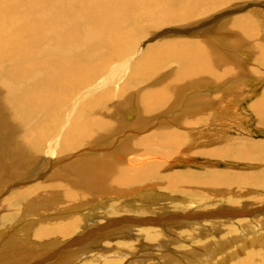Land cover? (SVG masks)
I'll return each mask as SVG.
<instances>
[{"label":"bare ground","instance_id":"obj_1","mask_svg":"<svg viewBox=\"0 0 264 264\" xmlns=\"http://www.w3.org/2000/svg\"><path fill=\"white\" fill-rule=\"evenodd\" d=\"M235 1L238 0H150L148 2H144L143 0H32L30 4L35 6L36 9L41 13L42 7H48L50 9L57 8V10L59 11H57L58 13H54L52 16L45 17L41 16L39 12H14L15 15L13 16L11 15L12 12L10 10L11 5L8 6L10 4V0H0V21L2 20V16L4 17V23L0 22V78L6 76L9 82L15 86L16 95L14 97V103L18 108L25 111L24 124L26 131L20 140H18L17 142L15 140L13 143L16 149L13 154L15 156L16 163L21 166V170H23V168L25 167L22 164V159L20 158L19 154L24 155L26 159L29 160V162L26 164L28 166L31 161H43L42 158H46L47 161L45 163L50 162L53 159L55 161L60 153L73 151L77 148L85 147V149L81 150L85 153H90L93 150L95 151L102 147L111 146L114 137H117V135L124 133V129L126 128L124 123L120 122V117L124 118L126 114L122 108L124 100H121L120 105L119 102L112 105L113 101L123 92L125 88H127V86H129V84H132L134 81L138 80L142 82L147 79L148 76L153 72L158 76L161 74V72L169 71L171 68V64H173V62L170 61H176L178 63L180 62L183 66V70L185 72H188L189 75H204L209 80L222 79V82H224V80L226 81V79H230L231 71H229L227 67H224L222 62V59H226L227 57H219L217 53L218 48L216 49V47L218 46V42H214V44L210 46V43L207 44L202 41V38H200L201 40L197 39L196 42H190L187 40L168 41L149 49L142 58L136 60L134 64L131 65V68L127 72L126 79L123 80L125 83L120 87H117L116 89L108 88L109 80L118 78L120 74L119 76H116L113 75L112 72L111 75H109V77L106 76L107 78H104L105 80H103L102 82H98L101 79L97 80L101 75H104V73H108L105 71L107 67L110 66L109 64L111 62L121 60V56L123 57L126 51L132 50V48L134 47V43H136L138 40L134 25L137 21H142V18L149 20L151 23H154V25L157 26L158 24H160V22H163V24H165V22H178V20L210 12L215 8L221 7L223 5L228 6L230 2L233 3ZM122 6L127 8L128 14L124 22H117L113 19V13L118 7ZM14 10H16V8ZM48 12L50 13V11ZM252 15H254V13L251 12L238 16L235 15L225 22H229V26H231L233 30L236 29L242 32H247L249 29L250 33H252L251 30L253 31L254 28V26L252 25ZM203 17L205 20H207L205 16ZM188 23L191 24L192 22ZM79 25L86 27V37L80 35ZM189 27L192 26L189 25ZM13 29H18L19 34L17 33L18 35L11 36V31ZM42 32L43 35L48 37L46 39L50 40L51 38H53L60 40L59 43L63 46V50L55 53L53 58H50L49 56L45 58L47 54V46L44 44L47 40L44 42V44L40 42ZM193 32H195V34L199 33L196 30ZM256 34H258V30ZM220 36L224 38V36ZM220 36L217 35L215 39L219 38ZM31 37L38 38L36 53L29 50V46H27L24 42L25 40L29 42V38L31 39ZM86 39H95V41L90 42V44H86ZM215 39H213V41L217 40ZM213 41L211 43H213ZM221 43L222 42H220L219 45H221ZM49 45L48 47L51 46ZM54 47H56V45ZM221 48L222 47L220 46V49ZM53 51L56 52L55 50H52V52H50L54 53ZM86 53H96V55L95 57H93L88 56V54ZM262 57L263 55L260 54L259 58ZM220 61L221 64H219ZM118 69L119 68L113 70L115 72L122 71V69ZM28 70L33 72L31 73V75L33 76L32 80H27L26 74H28ZM241 74L243 73L241 72ZM241 76L242 75H240V77ZM250 79L247 78L246 80ZM200 83L205 84V81L200 80ZM193 86L194 87L192 88L193 90H195L197 85ZM84 88L87 89L86 96L83 95L84 93L82 94L79 91L80 89ZM178 91L179 88H175L173 84H170L168 88H162L161 90H156V88L153 89L151 95L154 99V103L144 107L146 109L143 116H141L140 118L141 122H136L137 126H139L140 128L141 126L145 127V125H147L145 123L149 124L151 122L157 121L158 119H161V122L159 121V123L161 124L160 128L163 129L169 126L170 128L175 130V128L177 127V125L175 126V122H177L178 116L176 114L175 116L177 117H175L174 114L177 113L180 109V106H182L183 96H181L178 102H176V105H173L171 102L173 101L172 99H174ZM78 93L82 95L78 99L76 98L78 101L76 105L71 109V107L67 104H70V101L74 99V97H77ZM232 99L234 100V98ZM228 100L229 99L223 98L224 102ZM170 103L173 105V109H171L168 113L166 112V116L164 115L161 116L163 118H159L155 115L157 113L160 114L164 110L167 111ZM233 104L239 105L238 102ZM194 109L192 108L193 111H195ZM252 109L257 114L258 120L263 121L264 93L259 96L252 104ZM196 111L195 113H193V115H197ZM150 114L152 115L150 117H147V119H145V121L143 122L144 117ZM195 115L193 117L196 119ZM189 122L192 121L189 120ZM129 124L131 125V123ZM61 126H65L66 128L62 129ZM190 127L191 126H189V130ZM174 130H172V132L175 133H163L151 138L139 140L135 144V147L137 149L130 152L128 155L123 154V149L127 146V144L123 148H120L122 154H119V149L114 148V150L112 151L113 154L111 155V161L114 162V169H112L111 171L115 172L117 175L116 184L120 186V188H118L120 193H124L126 190L136 188L138 186L144 187V183H146L149 179H152V177L156 179H158V177L166 178L164 181V183L166 184V188L181 196L182 206L179 208L176 207V209L173 210L179 213L167 214L164 217H162L164 214L160 213V215L157 216V213L160 210H164L163 208H161L159 209V211L157 210L158 212L156 211L157 213L153 217L151 216L146 218L144 216L145 218H142L140 217L141 215L138 216L140 213H138V215H134L132 213L135 218H129L127 215L132 212V209L122 208L125 202L121 206L115 207H113L111 203L112 207H108L110 210L106 211L105 215H101V217H103L102 221L100 223L97 222L98 224L94 228H92V230H88L89 233L88 235L85 234L86 236L79 237L77 235L78 238L74 237L79 231L82 230V227H85L84 229H86L89 228L91 224H95V218H97L96 215L94 216L93 214H89L88 216V214L86 215V213L82 215L80 214V216L74 215L70 218L71 220L66 223L62 222L60 223V225H58L57 223L58 226L55 225L52 227H47L48 225H46V227H42V229L39 230V237H57L51 242L48 240L50 242V245H54L53 247H60L65 244L63 250L65 253L69 252L68 256H70L71 253L78 256L74 260V263L76 264H126L127 259H130V256L135 249L134 245L137 244L139 248H141L140 243H155L157 244L156 246H158V244L161 243V240H165L168 231H170L169 229H171V227L173 226L180 225L182 227L183 232H180L178 237L184 238L185 240L189 236L188 231H194L195 228L199 229V232L197 234L201 235V233H205L206 230H208L207 228H209L210 226L212 227L219 225L218 229L219 231L221 229V234H226L224 232V228H226L228 229V233H232L234 231L233 234L235 235L236 227L240 228L245 226H255V224L259 222L260 217H264V197H260L259 199H250V197H247L248 199L242 198V200H246V203H242L243 201H240L236 198L234 199L229 196H223V198L232 202L225 201L223 199L221 200V198L219 200L216 197L213 201H206L207 198L212 196H206V194H203V192L208 191L210 194L215 196L218 195L217 193L225 194L228 192L236 191L234 195H237L238 191L253 187L255 188L252 189L253 191L255 190L257 193H264V174H262L259 178H255L253 175L248 173L238 174L231 173L230 171L229 173L221 170H203L199 174L198 172H194V174H192L193 171L192 173H190L191 171L187 172V170L185 173L181 172L182 174H174V171L164 175L158 174L161 168V165H158V158L160 160H164L165 158H175L176 160H178L179 156L185 154L186 150L182 147L187 144L185 140L186 137L184 136V134H179L178 131L176 132V130ZM154 138L158 139L156 143L159 145L158 147L164 149V151L163 153L155 154V159L153 161V157L146 153L150 150V146L152 144H155L151 142ZM231 139L228 138L229 141ZM224 140L226 139L224 138ZM237 141L238 140L236 139L235 142ZM235 142L233 143L232 141L233 145L235 144ZM118 144H116V147ZM120 144H123V142ZM113 146L115 147V145ZM215 148H217V146ZM201 153H203V151ZM204 153H206V151ZM91 154H93V152ZM218 156L222 158H229V160L238 159V161L256 160L261 161L264 165V143H242L241 145L234 148V150L229 149L218 152ZM210 157H212V155ZM134 159H138L141 164L145 161L144 166L143 164L141 165V171L132 170ZM173 159H170V161ZM218 160H221L220 162H222V159L219 158ZM229 160H227L228 163L232 162V160ZM181 161L178 160L177 163H180ZM93 162L95 163L94 168L92 170L84 171L85 175L82 174L83 176L88 177L90 174L94 173L98 175L101 172L109 170L107 161L105 160V155H97L96 158L94 157ZM249 163L251 164V162ZM36 165L38 166V164ZM17 169L16 171H18ZM245 172L247 171L245 170ZM51 180L53 182H59L62 181V178L60 176H53ZM99 181L101 180L99 179ZM62 185L63 193L59 194L61 199L67 198L69 202L77 204L83 198V193L80 191L76 192L75 186L67 185L65 182ZM43 187L44 182L41 184V186L39 185L37 189H41ZM142 189L146 190V188ZM33 190H36L35 187L33 188ZM147 192L145 193L147 194ZM151 194L152 193H150V195ZM122 197L123 195L116 199L119 201ZM150 198L151 197L149 196V199ZM140 199L142 200L143 198ZM145 200L146 199H143L144 202ZM225 203H241L242 205L240 207H236L234 205L235 208H230L227 207L228 204L226 205ZM222 204H225V206H223ZM152 207L153 206H151V208ZM55 211H53V213ZM93 212L94 208L92 210V213ZM122 213L124 215L127 213L129 214L126 215L127 217H120ZM14 215H16V213ZM101 217L99 220H101ZM123 217L124 219H121ZM261 222L264 223V221ZM262 223H260V225ZM138 225L143 227L145 225V227L140 228L138 227ZM130 232L137 234V238L135 240H127V236L124 237V239L126 238L125 240L121 239L123 235H128ZM205 234L209 236L207 233ZM235 236L233 238H235ZM238 236L239 235L237 234V237ZM105 240H107V242L103 244L104 247H107L109 249L108 251H96V253L93 254V252H91L92 250H89L90 247L98 246V244L96 243H100ZM245 240L246 239H244V241ZM218 242L216 244L219 245L220 242ZM241 243H243V241ZM172 244H174V242ZM231 245L233 244L231 243ZM242 245L245 246V244ZM258 245L260 246L254 247L252 251L243 254V257L236 258L230 264H264V242ZM239 246L240 245H237V249ZM180 247H182V245ZM182 248H186V246ZM234 248L236 247H232L231 249ZM208 250H210L209 252H212L211 249H207V251ZM242 250L244 249L242 248ZM210 254L212 253L208 254L207 252L206 255L209 256ZM186 255L187 254H185V257ZM79 258L81 260H78ZM210 258L209 259L212 260V258L214 257ZM212 261H214V259Z\"/></svg>","mask_w":264,"mask_h":264},{"label":"rangeland","instance_id":"obj_2","mask_svg":"<svg viewBox=\"0 0 264 264\" xmlns=\"http://www.w3.org/2000/svg\"><path fill=\"white\" fill-rule=\"evenodd\" d=\"M31 1L32 0H10V4L8 6L11 5V15L14 16L15 13L19 12H39L35 6L30 4ZM143 1L148 2L150 0ZM15 8L17 11L14 10ZM48 11H50L51 14ZM57 11V8L50 9L48 7H42V13H39L41 14V16L48 17L52 16L54 13L59 12ZM248 12L254 13V15L251 16L253 18L252 25L254 26L253 31L251 30L252 33H250L249 29L247 32H242L236 29L233 30L232 27L229 26L230 23L225 22L235 15L238 16L241 14H248ZM127 14L128 11L126 7H118L113 13V19L117 22H124ZM207 14H209L210 16ZM203 16L207 18L209 23L204 19ZM2 20L0 22L4 23L3 16ZM188 22L192 23L190 24ZM189 25L193 28L189 27ZM134 27L138 40L136 43H134V47L132 48V50L126 51L123 57L121 56L122 61H114L109 64V67L106 66L107 69L105 72L108 73H104V75H101L97 79H101L98 82H102L107 77H109L112 72V74L116 76H119L120 74L118 78L109 80L108 88L116 89L117 87H120L122 84H124L125 82L123 80L126 79L127 72L131 68V65H133L136 60L142 58L144 54H146V52L154 46L168 41L178 40L196 42V40H199L200 38H202L203 42L207 44L210 43V46L213 45L214 42H218V46L216 47V49L218 48V56L228 58L222 59V62L224 67H227L228 70L231 71L230 79H226V81L224 80V84V82L221 81L222 79L209 80L204 75H189L188 72H185L183 70V66L180 62L178 63L176 61H170L173 62V64H171V68L169 71L161 72V74L158 76L153 72L148 76L147 79L142 82L138 80L134 81L132 84H129V86H127V88H125L123 92L113 101L112 105L118 102L120 105L121 100H124L122 108L126 114L124 118L120 117V122H123L126 128L124 129V133H121L119 135L116 134L117 137L115 136L113 142L111 143L112 147L107 146L99 148L95 151L93 150V154H91L92 152L85 153L84 151H82L83 149H85V147L77 148L73 151H67L68 153L64 152L67 156L64 153H60L55 161L53 159L52 161L45 163L47 161L46 158H42L43 161H36L38 163L31 161L32 164L30 163L28 166L26 164L29 162V160L26 159L24 155L19 154L20 158L22 159V164L25 167L23 168V170H21V166L16 163L15 156L13 154L14 151H16L15 145H13V143L15 140L16 142L20 140L26 131L24 124L25 111L18 108L14 103V97L16 95L15 86L9 82L6 76L0 78V264H76L74 263V260L78 256L74 255L73 253L68 256L69 252L65 253L63 250L65 244L60 247H53L54 245H50V242L55 240V238L57 237L50 236L40 238L38 233L39 230L42 229V227H46V225H48L47 227H52L55 225L58 226L62 222L66 223L71 220L70 218L74 215L80 216V214L82 215L86 213V215L88 214V216L89 214L97 216V218H95V224H91V226L86 229H84L85 227H82V230L79 231L76 236H74L75 238H78V236L83 237L88 235V230H92V228H94L98 223L102 221L103 217H101V215H105L106 211H109V208H111L112 205L113 207L121 206L124 202L125 203L123 204L122 208H131L132 212H130V214L127 213L129 215H124L122 213L123 215L121 214L120 217H125L127 215L129 218H135L134 215H138V213H140L138 216L141 215L140 217L142 218L151 216L153 217L161 208H163L164 210H160L157 213V216H159L160 213L164 214L162 217L171 213H179L173 210L176 209V207L179 208L182 206L181 196L166 188V184L164 183L166 178L158 177V179H156L152 177V179H149L146 183H144V187L138 186L136 188L126 190L124 193H120L118 190L120 186L116 184L117 175L115 172L111 171L112 169H114V162L111 161V155L113 154L112 151L114 150V148L119 149V154H122L120 148H123L127 144V146L123 149V154L128 155L130 152L137 149L135 147V144L141 139L151 138L163 133H175L172 132V130L174 129L170 128L169 126L163 129L160 128L161 124L159 123V121L161 119H158L157 121L151 122L149 124L145 123L148 126H141V128L136 124V122H141L140 118L141 116H143L146 109L144 107L154 103V99L151 93L155 88L156 90H161L162 88H168L170 84H173L175 88H179L178 93L175 95V97L177 98L174 97V99H172L173 101L171 102L173 105H176V102H178L181 96H183L182 106H180L178 112L174 114V116L176 114L178 116L177 122H175V126L177 125L175 130L176 132L178 131L179 134H184V136L187 138H185L187 144L182 147L186 150L185 154H182L178 157V160H182L183 162L181 161L180 163H177L178 160H176L175 158H170L173 159L171 161L167 158H165L164 160H160L158 158V165H161L158 174H169L172 171H174V174H182L181 172L185 173L186 170L187 172L191 171L190 173H192L193 171L192 174H194V172H198L199 174L203 170H221L225 172L230 171L231 173L238 174L248 173L253 175L255 178H259L262 174H264V165L261 161L239 160V162L238 159L229 160V158H222L218 156V152L229 149L234 150V148L241 145L242 143H264V120H258L257 114L252 109V104L259 96L264 93V0H238L233 3L230 2L228 6L223 5L221 7L215 8L210 12L178 20V22H165V24H163V22H160V24H158L157 26L154 25V23H151L149 20L142 18V21H137ZM256 29L258 30V34H256ZM86 30V27L79 25V33L80 35H83V37H86ZM195 30L201 33L195 34V32H193ZM43 32L41 34L40 42L44 44V42L47 40L44 44L47 46V54L45 58H47L48 56L50 58H53L55 53L63 50V46L59 43L60 40L53 38H51L50 40L46 39L48 37L43 35ZM17 33L19 34V30L13 29L11 31V36H16L18 35ZM217 35H222L224 36V38L220 36L219 38H216V40L215 37ZM213 39H215L216 41H213ZM29 40V42L25 40V44L29 46V50L36 53L38 38L31 37V39L29 38ZM93 41H95V39H86V44H90V42ZM212 41L213 43H211ZM220 42H222L223 44L221 43V45H219ZM48 45L50 47H48ZM52 45H56V47ZM220 46L222 47L221 49ZM52 50H55L56 52L53 51L54 53H51ZM86 54L93 57H95L96 55V53H90L91 55L89 53ZM260 54L263 55L262 58H259ZM219 64H221V61ZM117 68L122 69V71L120 70L121 72H115L113 70ZM241 72L243 74H241ZM31 73L33 72L28 70V74H26L27 80L33 79ZM240 75L242 76L240 77ZM247 78L251 79L246 80ZM200 80H204L205 84L209 85H205L204 83V85L201 84ZM193 85H197L195 90H193L192 88L194 87ZM79 91L82 94L84 93L83 95L86 96V88L80 89ZM80 93H78V96L74 97V99L70 101V104H67L71 107V109L76 105L78 101L77 99L82 95H80ZM231 97L234 98V100ZM223 98L229 100L224 102ZM237 102L239 105L233 104ZM171 103L169 104L168 110L166 109L167 111L164 110L160 113L161 115L159 113L155 115L159 118H163L161 116L164 115L166 116V112L168 113L171 109H173V105ZM192 108H195V111L197 110V115L194 114L196 119L193 117V113H195V111H193ZM151 115L152 114L146 115L143 119V122L145 121V119H147V117H150ZM189 120H191L192 122H189ZM132 122L135 126L132 124ZM129 123H131V125ZM189 126L193 128L190 127L189 130ZM61 127L62 129L66 128L65 126ZM197 127L201 128L198 129ZM224 138L226 140H224ZM228 138L232 139L229 141ZM236 139L238 140V143L235 142ZM157 141V138H154L151 141L155 144H152L150 146V150L146 153L153 157V161L155 159V154L163 153L164 151V149L158 147L159 145L156 143ZM232 141L233 143L235 142L234 145ZM119 142H123V144H120ZM112 144L115 145V147ZM116 144H118L117 147ZM216 146L217 148H215ZM202 151L203 153L206 151V153L203 154L201 153ZM213 152H215L217 155ZM99 154L105 155V160L107 161L109 170L101 172L98 175L93 172L94 174H90L88 177L83 176L82 174H84V171L92 170L94 168L95 163L93 162V159L94 157L96 158V156ZM211 155L212 157H210ZM185 157L189 160H187ZM217 158L222 159V162H220L221 160H218ZM227 160H232V162L228 163ZM144 162L142 163L143 166L145 164ZM249 162H251V164ZM36 164H38V166ZM142 164L138 161V159H134L132 170L141 171ZM18 167L20 168V171ZM16 169L18 171H16ZM245 170L247 172H245ZM53 176H60L62 178V181L53 182L51 180ZM99 179L101 181H99ZM154 179L158 182H156ZM43 182L44 187L41 189H37ZM64 182L67 185L75 186L76 192L80 191L83 193V198L77 204L69 202L67 198H60L59 194L63 193L62 184ZM34 187L36 190H33ZM142 188H146V190ZM252 189L255 188L252 187L246 190L238 191L237 195H234L236 191L228 192L225 194L217 193L218 195L215 196L210 194L208 191L203 192V194H206V196H212L207 198L206 201H213L215 200V197L219 200L221 198V200L223 199L225 201H230L223 198V196H229L234 199L236 198L240 201H243L242 203H246V200H242V198L248 199L247 197H250V199H259L260 197H264L263 192L257 193ZM145 192H147V194ZM150 193L152 194L150 195ZM122 195V198L124 199L121 198V201H118L116 198L121 197ZM148 195L151 197L150 199ZM18 196L21 198H19ZM140 198L146 199L145 202ZM225 204H228L227 207L230 208H235V206L240 207L242 205L241 203ZM225 204L222 205L225 206ZM151 206L153 207L151 208ZM137 207L140 209H138ZM93 208L94 212L92 213ZM151 209L154 210L152 211ZM53 211H55L56 213H53ZM15 213L16 215H14ZM100 217L101 220H99ZM124 217L121 219H124ZM263 219L264 217H260L259 222H257L258 224L256 223L255 226H245L240 228L236 227V236L233 234L234 231L232 233H228V229L226 228H224V232L228 236L226 234V236L221 234V229L219 231L218 225L212 227L210 226L209 228H207L208 230H206L205 233H207L209 236H207L205 233H201L202 236L200 234H197L199 232L198 228H195L194 231L189 230V236L186 238V240L184 238L178 237L180 232H183L182 227L180 225L173 226L174 228L171 227V229H169L170 231H168L165 240H161V243L158 244V246L160 245L159 247L156 246L157 244L155 243H140L141 248H139L137 244L134 245L135 249L130 256V259H127L126 264H179L180 262V264H230L236 258L243 257V254L252 251L254 247L260 246L258 244L264 242V223L261 222L264 221ZM260 223L262 224L260 225ZM138 227L144 228L145 225L144 227L138 225ZM131 233L132 232H130L128 235H123L121 239L125 240L127 238V240H135L137 238V234ZM173 233L177 235H174ZM237 234L239 235L238 237L240 239L237 237ZM234 236L235 238H237H233ZM124 237L126 238L124 239ZM228 239L231 241H229ZM244 239H246L247 242L246 240L244 241ZM216 240H218L220 243ZM242 241L243 243H241ZM105 242H107V240L96 243L98 244V246L90 247L89 250H92L91 252H93V254H95L96 251H108L109 249L107 247H104ZM162 242L164 248L162 246ZM173 242L174 244H172ZM217 242L219 243V245L216 244ZM231 243L233 245H231ZM36 244L39 246H37ZM242 244H245L246 247ZM181 245L182 247L186 246V248L180 247ZM237 245H240L238 249ZM231 246L236 248L231 249ZM7 248L9 251L7 250ZM242 248L245 250V252L244 250H242ZM207 249H211L212 252H209L210 250L207 251ZM207 252L208 254H212L208 256L206 255ZM185 254H187L186 257ZM208 257H214L212 258V260L214 259V261L210 260L211 258L209 259ZM78 260L81 259L79 258Z\"/></svg>","mask_w":264,"mask_h":264}]
</instances>
